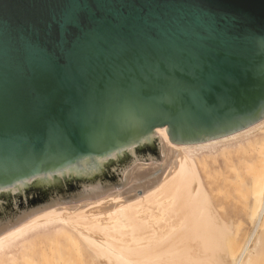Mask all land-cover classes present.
Instances as JSON below:
<instances>
[{
	"label": "water",
	"instance_id": "obj_1",
	"mask_svg": "<svg viewBox=\"0 0 264 264\" xmlns=\"http://www.w3.org/2000/svg\"><path fill=\"white\" fill-rule=\"evenodd\" d=\"M264 116V0H0V233L100 212L175 150Z\"/></svg>",
	"mask_w": 264,
	"mask_h": 264
},
{
	"label": "bare ground",
	"instance_id": "obj_2",
	"mask_svg": "<svg viewBox=\"0 0 264 264\" xmlns=\"http://www.w3.org/2000/svg\"><path fill=\"white\" fill-rule=\"evenodd\" d=\"M154 132L175 150L154 186L106 211L54 207L29 217L0 233V264H40L43 259L42 264L47 258L45 248L49 250L51 244L65 238L63 235L79 241L94 264H248L261 250L260 260H264L260 237L252 247L248 245L253 232L238 255L231 250L239 221L233 231V219L218 212L200 171L205 158L216 162L218 155L246 147L257 151L252 158L257 164L263 162L264 116L242 129L202 142L173 143L166 127ZM257 134H261L259 141L255 140ZM249 169L244 170L246 175L254 174ZM262 176L264 171L256 170L249 182H243L245 192L240 195L249 212V225L254 219L255 228H264Z\"/></svg>",
	"mask_w": 264,
	"mask_h": 264
},
{
	"label": "rangeland",
	"instance_id": "obj_3",
	"mask_svg": "<svg viewBox=\"0 0 264 264\" xmlns=\"http://www.w3.org/2000/svg\"><path fill=\"white\" fill-rule=\"evenodd\" d=\"M260 138H261V134H257L255 140L259 141ZM256 153L257 151L254 150V147L253 148L246 147L245 150H241L239 152L231 151L222 156L218 155L216 162H214L212 158H205L203 160L205 164L200 165V171L203 178V183L207 189L209 196L211 197L215 206L217 207L218 212L220 214L227 215V217L233 219L234 221L233 231H235V226L239 221V223L237 224L238 227H236V234H235L236 236H234V238L236 239L235 241L236 243L233 246H231V250L236 251L235 253L237 255L239 254L240 250L242 249V246L244 245L246 239L251 234V232H253V236H252L253 240L251 239L248 245L252 247L255 242V239L257 237H260L263 240V242L262 240H260L261 241L260 243H262V246H260V248L264 247V236H263L264 230H262L264 228L263 227L261 228V226H258L259 228L258 227L255 228L254 219H251L249 225V220H248L249 212H247L248 210L245 209L246 207L244 205L245 204L244 197L240 196L243 194V191L245 189L243 182L246 181L249 182L251 180L250 178L253 175H255L256 170H259V173L260 171L261 173L264 171V169L261 168L264 165V161L263 162L260 161L257 164V161L252 159L253 157L256 156ZM247 163L248 166L250 167H247ZM245 169L246 170L249 169V171L254 172V174L250 172V174L248 173L246 175V172L248 171L245 172L244 171ZM253 169L255 171H253ZM230 170H233V172L232 171L230 172ZM215 173L216 176H214ZM235 176H238L239 178ZM237 182H241V184L238 183L237 185ZM241 191L242 193H240ZM63 236L65 238L58 239V243L56 244L53 243L54 245L51 244L52 249L51 247L48 248L49 250H47V248H45V250L43 249L46 252L44 256L47 255V258L45 259L44 257L45 262L42 264H94L90 260V257L85 247L79 241L73 240L71 235H63ZM261 251H259L257 255L252 256L249 259L248 264H261L262 262H264V260H260ZM42 252L43 251H41V253ZM263 257L264 256L262 255V258ZM257 259H259L260 262L261 261L262 262L258 263L256 261ZM43 261L44 260L42 259V261H40V264Z\"/></svg>",
	"mask_w": 264,
	"mask_h": 264
}]
</instances>
